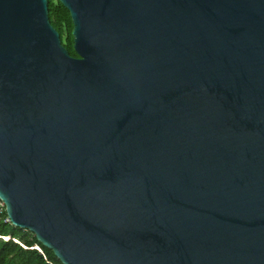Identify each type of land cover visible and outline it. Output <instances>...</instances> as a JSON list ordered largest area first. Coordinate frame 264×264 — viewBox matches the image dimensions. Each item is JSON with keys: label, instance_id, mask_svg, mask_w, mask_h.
<instances>
[{"label": "water", "instance_id": "obj_1", "mask_svg": "<svg viewBox=\"0 0 264 264\" xmlns=\"http://www.w3.org/2000/svg\"><path fill=\"white\" fill-rule=\"evenodd\" d=\"M0 0V200L63 264H264V0Z\"/></svg>", "mask_w": 264, "mask_h": 264}, {"label": "trees", "instance_id": "obj_2", "mask_svg": "<svg viewBox=\"0 0 264 264\" xmlns=\"http://www.w3.org/2000/svg\"><path fill=\"white\" fill-rule=\"evenodd\" d=\"M48 9L50 23L59 33L62 45L72 57L78 58L74 49V25L69 10L59 0H48ZM0 264H63L32 232L10 222L1 200Z\"/></svg>", "mask_w": 264, "mask_h": 264}]
</instances>
